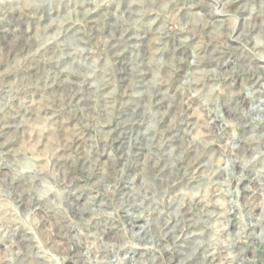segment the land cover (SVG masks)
<instances>
[{"label":"rangeland","instance_id":"obj_1","mask_svg":"<svg viewBox=\"0 0 264 264\" xmlns=\"http://www.w3.org/2000/svg\"><path fill=\"white\" fill-rule=\"evenodd\" d=\"M257 107L264 0H0V264H264Z\"/></svg>","mask_w":264,"mask_h":264},{"label":"bare ground","instance_id":"obj_2","mask_svg":"<svg viewBox=\"0 0 264 264\" xmlns=\"http://www.w3.org/2000/svg\"><path fill=\"white\" fill-rule=\"evenodd\" d=\"M260 106H261V105H260ZM263 109H264V108H263ZM263 109H262V108H260V107H257V108H256V110H257V111H259V112H264V110H263Z\"/></svg>","mask_w":264,"mask_h":264}]
</instances>
